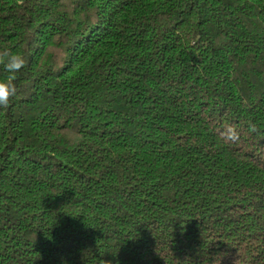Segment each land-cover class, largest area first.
<instances>
[{"label":"trees","instance_id":"1","mask_svg":"<svg viewBox=\"0 0 264 264\" xmlns=\"http://www.w3.org/2000/svg\"><path fill=\"white\" fill-rule=\"evenodd\" d=\"M3 49L0 264H264V0H0Z\"/></svg>","mask_w":264,"mask_h":264},{"label":"clouds","instance_id":"2","mask_svg":"<svg viewBox=\"0 0 264 264\" xmlns=\"http://www.w3.org/2000/svg\"><path fill=\"white\" fill-rule=\"evenodd\" d=\"M27 64L24 56L18 52H13L10 49L0 50V66L3 67L6 76L0 78V107H7L11 99L17 94L15 81L21 69ZM229 134L232 137L238 135L235 129L230 128ZM250 131H256L254 125H250ZM102 264H111L110 261H102Z\"/></svg>","mask_w":264,"mask_h":264}]
</instances>
